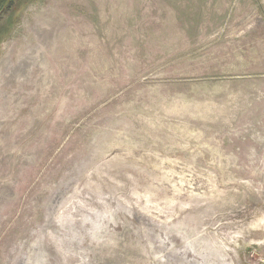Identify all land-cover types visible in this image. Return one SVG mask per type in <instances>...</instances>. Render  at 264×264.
I'll use <instances>...</instances> for the list:
<instances>
[{
  "label": "rangeland",
  "instance_id": "374dc122",
  "mask_svg": "<svg viewBox=\"0 0 264 264\" xmlns=\"http://www.w3.org/2000/svg\"><path fill=\"white\" fill-rule=\"evenodd\" d=\"M9 118L0 264H264V0H0Z\"/></svg>",
  "mask_w": 264,
  "mask_h": 264
},
{
  "label": "bare ground",
  "instance_id": "6f19581e",
  "mask_svg": "<svg viewBox=\"0 0 264 264\" xmlns=\"http://www.w3.org/2000/svg\"><path fill=\"white\" fill-rule=\"evenodd\" d=\"M14 48V47H13ZM12 49V48H11ZM13 55V54H12ZM34 55H36V54H34ZM13 57V56H12ZM30 57V56H29ZM11 110V109H10ZM12 111V110H11ZM9 113V112H8ZM12 113H14V112H12ZM6 114V113H5ZM15 114V113H14ZM14 116V115H13ZM16 116V115H15ZM17 117V116H16ZM13 118V117H12ZM12 118H9V119H7L6 121H4V124H3V126L0 128V130L2 131L3 129H7L8 131L10 130V129H12L11 128V124L9 125V123H10V120L12 119ZM14 124H16V123H14ZM6 127V128H5ZM8 141V139H6V141H3V139H1V136H0V144L1 143H4V142H7ZM1 154H2V151H1ZM28 155V154H27ZM19 159V158H18ZM5 172V171H4ZM6 186V185H5ZM5 190V189H4ZM2 193V192H1ZM7 193V192H6ZM3 230V232L4 233H2L1 231H0V247H1V245H2V243L4 242V237H5V234H6V230L5 229H2ZM5 230V231H4Z\"/></svg>",
  "mask_w": 264,
  "mask_h": 264
}]
</instances>
